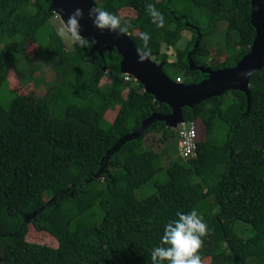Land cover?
<instances>
[{"label": "trees", "instance_id": "16d2710c", "mask_svg": "<svg viewBox=\"0 0 264 264\" xmlns=\"http://www.w3.org/2000/svg\"><path fill=\"white\" fill-rule=\"evenodd\" d=\"M174 1L93 4L113 14L133 10L132 19L121 20L132 25L129 39L139 48V33H148L150 57L161 61L164 73L171 69L173 78L165 74L172 81L182 74L184 85L206 79L193 67L230 69L250 53L251 0H179L206 11L205 28L177 12ZM148 3L163 14V28L151 23ZM49 6L48 0H0V40L19 38L0 49V71L7 60H20L24 41L41 33L45 55L57 60L50 93L59 109L48 114L43 99L32 107L15 97L7 106L0 103V264H151L164 225L177 211L193 208L209 227L200 252L203 264H264V56L248 79L247 94L229 90L181 109L184 122L199 119L204 128L201 140L197 130L195 157L184 161L176 142L160 153L141 148L151 133H160L162 142L176 137L160 121L134 135L151 114L170 110L143 93L131 76L123 81L114 49L98 52L73 44L79 65L64 60L61 39L47 24ZM217 23L234 39L226 41L224 61L208 67L197 55ZM183 31L189 40L176 50L174 62H166L160 46L173 47ZM103 77L108 83L99 87ZM114 108L112 122H105V112ZM164 154L175 156L164 168L165 181L153 182L154 192L137 200L134 191L163 170ZM236 222L247 225L252 236H237ZM29 225L50 235L57 247L26 242Z\"/></svg>", "mask_w": 264, "mask_h": 264}, {"label": "rangeland", "instance_id": "374dc122", "mask_svg": "<svg viewBox=\"0 0 264 264\" xmlns=\"http://www.w3.org/2000/svg\"><path fill=\"white\" fill-rule=\"evenodd\" d=\"M30 4L34 0H28ZM159 1V0H155ZM173 8L182 14H185L192 19H194L201 28H205L209 22V16L204 9L195 8L183 1L175 0L173 2ZM116 15L121 17V20L126 22L135 16L133 10L129 8H120L117 10ZM47 24L51 29L58 35L59 29L62 27V22L60 16L56 12H52L51 17L47 20ZM226 25L222 23H217L215 25L214 31L205 38V45L199 50L197 58L205 63L208 67H213L224 61L226 58V41L234 39L233 33H227ZM37 40H26L22 43V47L18 56L21 57L18 62L12 63L8 60L4 63V68L0 71V103L3 106H7L12 98H17L19 102L25 103L27 107H32L34 103L40 99H43L47 106L48 114H56L53 111H59L55 107L57 99L51 95L52 85L54 82V68L57 65V60L50 58L45 55L44 47L45 41L42 39V34L37 32L34 34ZM59 36V35H58ZM190 33L188 31L181 32L179 41L173 47H166L165 45L160 46V53L165 55L166 62L172 63L175 61L176 50H182L189 40ZM63 45V57L66 62L75 63L79 65L76 59L75 53L73 51V43L65 38H61ZM19 41L18 37L11 39L0 40V49L6 44H13ZM150 61L159 65L161 61H154L150 57ZM165 73L173 78L174 73L171 69L165 70ZM178 81L175 79V83L181 84L183 76L182 74L177 75ZM135 83H138L134 81ZM108 83V80L103 77L100 79L98 85L99 87H104ZM142 92L144 90L142 89ZM126 90L122 92L125 95ZM230 95L225 96V99H229ZM116 114V108L107 110L104 114V121L111 123ZM196 126L198 130V136L201 140L203 137L204 128L202 122L198 119L196 121ZM224 135V132L218 134V138ZM162 137L160 133H151L145 136L142 141V149H150L155 153H160L168 145L174 144L176 142V137L168 139L162 142ZM174 155L162 156V169L161 172L157 173L152 180L143 184L138 189L134 191V197L137 200L144 199L154 192V183H162L165 181L164 168L166 164L174 159ZM44 200L49 202L51 200L47 195L44 196ZM233 232L242 239H247L252 236L251 229L240 222H236L233 225ZM24 240L29 243H34L38 245L47 246L50 248H56V241L47 233L35 231L32 226L27 227V232L24 236ZM206 264V262H204ZM249 264H257L253 260H249Z\"/></svg>", "mask_w": 264, "mask_h": 264}, {"label": "water", "instance_id": "95a60500", "mask_svg": "<svg viewBox=\"0 0 264 264\" xmlns=\"http://www.w3.org/2000/svg\"><path fill=\"white\" fill-rule=\"evenodd\" d=\"M52 12L58 13L61 21H66L76 8L83 10L80 20V34L86 38H95L96 44L91 50L100 51L114 49L120 57L119 71L133 78L141 85L146 94L152 96L157 103L165 104L170 112L166 115L151 114L145 119L134 133L139 136L149 124L160 121L172 130L182 124L181 109L192 107L206 99L217 97L229 90L247 94L248 79L262 64L264 56V0H251L250 23L254 28L255 37L250 47V53L243 56L233 68L212 70L203 66L193 67L206 75V79L196 84H177L161 69L162 64L156 65L148 59L140 61L137 47L127 34L117 35L104 31L101 33L93 27L88 18V10L94 7L93 0H48ZM248 73L247 76L243 75Z\"/></svg>", "mask_w": 264, "mask_h": 264}, {"label": "clouds", "instance_id": "9594fccd", "mask_svg": "<svg viewBox=\"0 0 264 264\" xmlns=\"http://www.w3.org/2000/svg\"><path fill=\"white\" fill-rule=\"evenodd\" d=\"M145 12L157 28L164 27V16L154 4H146ZM83 15L82 9H74L66 21H61L62 27L58 35L81 48H91L96 44L95 38L89 39L80 34V20ZM88 18L92 21L93 27L101 33L108 31L124 35L129 33L132 27L130 23L122 25L120 16L101 7L90 8ZM139 38L142 47L137 49V55L139 60L143 61L151 55V49L148 47L150 35L140 32ZM243 75L247 76L248 73ZM175 215L176 219L164 225L159 246L151 251V264H203L200 252L203 249L204 238L209 235L208 224L195 208L187 213L177 211Z\"/></svg>", "mask_w": 264, "mask_h": 264}, {"label": "built area", "instance_id": "2783aa9c", "mask_svg": "<svg viewBox=\"0 0 264 264\" xmlns=\"http://www.w3.org/2000/svg\"><path fill=\"white\" fill-rule=\"evenodd\" d=\"M123 81L129 82L130 76L123 74ZM178 81V79H176ZM177 156L186 161L196 155L197 126L195 122H183L175 128Z\"/></svg>", "mask_w": 264, "mask_h": 264}]
</instances>
